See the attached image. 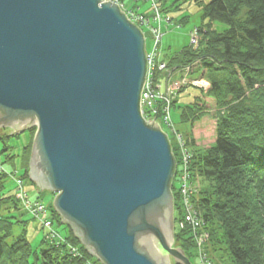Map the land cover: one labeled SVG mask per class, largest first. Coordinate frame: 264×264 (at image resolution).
Segmentation results:
<instances>
[{
    "label": "water",
    "instance_id": "obj_1",
    "mask_svg": "<svg viewBox=\"0 0 264 264\" xmlns=\"http://www.w3.org/2000/svg\"><path fill=\"white\" fill-rule=\"evenodd\" d=\"M146 75L118 4L0 0V129L37 128L29 179L101 264H191L172 248L177 163L142 116Z\"/></svg>",
    "mask_w": 264,
    "mask_h": 264
},
{
    "label": "trees",
    "instance_id": "obj_2",
    "mask_svg": "<svg viewBox=\"0 0 264 264\" xmlns=\"http://www.w3.org/2000/svg\"><path fill=\"white\" fill-rule=\"evenodd\" d=\"M199 5V46L174 55L168 65L199 63L198 72L210 83L203 97L216 105L215 143L193 156L205 181L199 206L213 241L225 246L233 264H264V0H202ZM216 22L226 29L218 32ZM204 108L198 98L181 117L195 123L210 113ZM28 149L20 157L23 179L29 177ZM13 160L7 157L8 163ZM6 177L0 173V264L98 263L75 235L66 243L45 242L40 253L25 234L13 241L14 218L5 219L1 212L18 209L19 201L5 193ZM186 235L180 231L175 237L190 256L193 243ZM69 246L79 247L80 255L75 257Z\"/></svg>",
    "mask_w": 264,
    "mask_h": 264
},
{
    "label": "rangeland",
    "instance_id": "obj_3",
    "mask_svg": "<svg viewBox=\"0 0 264 264\" xmlns=\"http://www.w3.org/2000/svg\"><path fill=\"white\" fill-rule=\"evenodd\" d=\"M105 2H112L118 4L120 9L127 17L131 16L130 13H135L137 16H143L140 21L130 18V21L136 25L144 35L145 39V50L146 52L154 51L155 57L160 64L169 65V60L176 54L182 52L184 49L190 47L192 44V32H194L202 23V6L199 5V2L202 0H104ZM208 1V0H204ZM161 6V10L157 9ZM160 15V16H159ZM129 20V19H128ZM214 28L219 31L226 29L225 26L216 22ZM160 30L162 34V40L160 46L157 50H154L153 46V35L154 32ZM158 55V56H157ZM169 68V66H168ZM172 69L169 68L168 72ZM166 72L160 74V79L164 77ZM198 98L202 99V104L205 105L208 112L201 117L198 121L194 123L184 121L181 117L182 111L188 105H192L195 100ZM176 103L171 108V119L174 125L175 134L172 130L163 124L160 128L164 133L168 135V139L172 145V152L176 158H179V155L182 154L180 150L179 154V140L178 136H181L184 140V145L186 151L190 154H198L200 152L206 151L213 146L217 134V122L218 118L216 116V105L212 99H206L202 96V91L196 87H187L176 97ZM13 131L10 128L0 129V160L4 163V168L9 174L12 173L15 177H20L23 173V170L20 167V157L22 149L29 148L26 154V161L29 165L30 157L32 152V146L34 142V137L37 131V128H30L28 131L18 135H10V132ZM10 135V136H9ZM2 151L5 153L2 154ZM176 154V155H175ZM17 156L13 164L6 163V158L8 156ZM19 156V157H18ZM15 166V167H14ZM192 173L189 176L188 186L189 189H193L194 192L196 188L200 187V191L203 190L204 180L198 172V168L194 165H191ZM177 173L174 177L172 184V194L174 197V235L180 234V231H187V235L184 236L186 239H190L193 243L191 248V255L185 256L190 260L191 264H208L205 261L208 260L211 264H233L231 255L229 251L225 249L223 244H218L213 241L215 249L210 246V244L205 245L206 248L203 249V254L205 255V261L202 259V255L195 248L194 236L198 233V230L194 228L187 227L186 230L181 229V220L187 214L191 212L190 209L185 203L183 194L180 192V188L183 187L184 181L183 169L177 168ZM17 182L13 180L12 177H8L5 181V193L7 195L15 196L17 192ZM20 189V188H19ZM21 190L23 193H27L32 200L38 201L42 204V207H39L40 210L43 208L40 214L41 220L44 222V227H42L41 222L38 219L33 218L29 213H27L21 205L18 209H9L5 208L1 214L3 218H14V231H13V241L19 236L25 234L28 239L32 250L36 253H40L45 246V242L53 243H65L67 240L66 237L73 236V231L66 225L61 223V219L58 215V219L54 217L53 214V202L55 200L56 194L40 189L29 179H23ZM189 190V191H190ZM191 197V192L187 195ZM195 200V197H194ZM189 204V203H188ZM193 204V203H192ZM189 204V206H193ZM197 206V205H196ZM189 208V210L187 209ZM198 211L201 209L197 206ZM196 231V233L194 232ZM208 231V230H207ZM210 232V231H208ZM210 239L211 233H210ZM180 244V243H179ZM178 245V239L174 240L172 248H176ZM75 252L74 256L80 255V249L77 246L73 247ZM181 248V247H178ZM182 249V248H181ZM184 251V250H183ZM77 252V254H76ZM170 264H173V258L170 257ZM97 260V259H96ZM90 264H95V262L89 261ZM97 264H101L98 262Z\"/></svg>",
    "mask_w": 264,
    "mask_h": 264
},
{
    "label": "built area",
    "instance_id": "obj_4",
    "mask_svg": "<svg viewBox=\"0 0 264 264\" xmlns=\"http://www.w3.org/2000/svg\"><path fill=\"white\" fill-rule=\"evenodd\" d=\"M161 10V7L157 9ZM160 14V12L158 13ZM129 17L136 21H140L143 16H137L135 13H130ZM160 16V15H159ZM127 17L129 20L130 18ZM140 19V20H139ZM133 23V22H132ZM192 45L194 47H197L200 41V34L198 33V30H195L192 32ZM162 40V34L160 30H157L154 32L153 35V48L154 50H157L160 46ZM147 54V75H146V81L145 85L142 91L141 95V113L142 116L146 121H148L149 118L150 121L154 120V123H157L162 127L163 124H165L168 129L172 130V132L175 134L174 125L171 119V108L173 106V102L176 99L179 92L184 89L187 86H195L199 87L203 90H207L209 88V83L202 79H193L191 78L192 68L190 66L184 67L181 70V75L175 78L171 71L168 72V66L167 64H160L157 61V58L155 57L154 51L146 52ZM158 56V55H157ZM166 72L164 77L160 79V74ZM179 140V154L180 150H182V154L179 155V158L177 157V168L183 169V177L182 181H184V185L182 188H180L181 194H183V197L186 201V205L192 209L191 212H187L185 217H183V220H181V229L186 230L187 227L194 228L195 230H198V233H196V236H194V244L195 248H197L198 252L201 253V257L203 261H205V254H203V249L206 248L205 245H208L210 242V234L207 231V224L204 217V214L202 211H198L196 201L194 200V197L199 194L200 187L196 188L195 192L193 189H189L188 186V180L189 176L192 173L191 165H193L194 161V155L190 154L185 149L184 140L181 136H178ZM177 173V171H176ZM17 184L19 186L18 190V197L23 202L24 207L34 216H40L41 211L39 207H42V204L38 202H31L27 199L26 195L22 192L21 186L22 181L17 180ZM190 190V191H189ZM191 192V197L189 198L187 195ZM192 204L193 206H189V204ZM189 208H187L189 210ZM208 264H211L208 260L205 261ZM204 264V263H202Z\"/></svg>",
    "mask_w": 264,
    "mask_h": 264
},
{
    "label": "bare ground",
    "instance_id": "obj_5",
    "mask_svg": "<svg viewBox=\"0 0 264 264\" xmlns=\"http://www.w3.org/2000/svg\"><path fill=\"white\" fill-rule=\"evenodd\" d=\"M192 67H196V64H191ZM142 112V111H141ZM144 118V117H143Z\"/></svg>",
    "mask_w": 264,
    "mask_h": 264
}]
</instances>
